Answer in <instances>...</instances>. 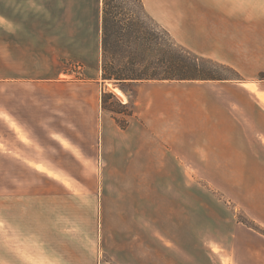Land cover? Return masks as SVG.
Wrapping results in <instances>:
<instances>
[{
    "label": "crops",
    "instance_id": "0c3cea01",
    "mask_svg": "<svg viewBox=\"0 0 264 264\" xmlns=\"http://www.w3.org/2000/svg\"><path fill=\"white\" fill-rule=\"evenodd\" d=\"M102 6L103 0H0V264H96L99 251L79 238L77 175L67 166L91 164L97 144L102 162L133 163L142 181H188L189 164L264 166V0H236L224 19L217 13L214 47L196 51L240 74L199 86L208 91L197 100L213 131L182 127L190 124L192 96L176 93L171 81L134 82L135 97L128 85L108 81L107 90L122 88L126 102L119 101L134 109L127 128L115 125L102 106ZM70 62L83 64L86 80L65 78ZM175 199L156 204L159 217L149 227L140 223L134 238L123 231L114 260L222 264L219 256L202 257L215 255L206 244L220 247L221 238L191 231L189 206L183 195L181 204ZM254 230L235 225L231 264H264V233Z\"/></svg>",
    "mask_w": 264,
    "mask_h": 264
},
{
    "label": "rangeland",
    "instance_id": "374dc122",
    "mask_svg": "<svg viewBox=\"0 0 264 264\" xmlns=\"http://www.w3.org/2000/svg\"><path fill=\"white\" fill-rule=\"evenodd\" d=\"M144 1L149 17L166 29L178 46L200 59L214 61L196 51L200 48L214 47L213 24L216 14L221 13L224 19L231 11V6L236 4V0ZM66 65V79L86 80L82 72L83 64L79 66L77 63L70 62ZM221 71L226 75H231L226 70ZM102 80V97L107 96L108 105L115 110H122L121 102L115 97V93L107 90L108 81L113 85L120 86V84L115 80H104L103 78ZM171 82L176 93L189 92L192 96L189 108L186 110L187 106H184L180 111L186 110L190 119V124H182V127L191 128L196 123L199 124L197 127L202 130L213 131L212 123L204 120L203 103L197 100L199 94L208 92L199 87L203 81ZM120 87L112 86L111 91L115 90L118 96L126 101L127 96ZM125 89L132 91L135 97L134 87L125 86ZM103 110L109 111L104 108ZM109 112L115 118L116 126H120L118 120L127 121L129 125V118L132 115L128 116L124 112ZM112 135L115 137L117 134L112 132ZM164 143L167 142L164 141ZM96 147L97 150L91 153L93 157L91 164L79 163L71 168L67 166V170L71 169L77 175L78 206L75 211L79 223V238H86L93 244L94 249L99 251V260L96 259V264L106 262L119 264L117 260H114L120 249L117 244L118 237H121L125 231L127 237L131 234L134 238V232L140 223H147L149 227L151 222L157 220L156 216L159 217V214L154 212V206L156 204H176V195L179 196V204L182 203L181 196L183 195V203L189 206V212L184 216H187L189 220L191 231H199L206 238L217 236L222 240L220 247L206 244L207 247H213L211 250L215 255L211 256L212 253L207 251L202 256L205 260H212L214 256L216 258L219 256L222 264H231L228 243L236 224L246 226L242 221L254 222L264 230V166L189 164L183 170L189 173L188 181H142L136 179L138 178L137 172H140L139 166L133 163L105 164L101 159L99 145L97 144ZM66 187L69 188V183ZM137 202L143 204L144 207L141 208ZM160 215L169 221L175 219V214ZM84 228H87V231H84ZM254 232L258 231L254 230ZM132 237L126 239V244L132 242ZM104 240L105 246L103 245ZM44 264L50 263L44 262Z\"/></svg>",
    "mask_w": 264,
    "mask_h": 264
},
{
    "label": "trees",
    "instance_id": "16d2710c",
    "mask_svg": "<svg viewBox=\"0 0 264 264\" xmlns=\"http://www.w3.org/2000/svg\"><path fill=\"white\" fill-rule=\"evenodd\" d=\"M101 47L102 78L115 80L123 87L145 81L240 79L234 68L200 59L178 46L169 32L149 17L143 0H103ZM112 92L118 100L126 102L115 90ZM107 101V96L103 95L104 109L133 115L131 104L120 103L123 109L115 110ZM118 121L122 128L128 126L127 121ZM242 222L264 233L254 222Z\"/></svg>",
    "mask_w": 264,
    "mask_h": 264
},
{
    "label": "built area",
    "instance_id": "2783aa9c",
    "mask_svg": "<svg viewBox=\"0 0 264 264\" xmlns=\"http://www.w3.org/2000/svg\"><path fill=\"white\" fill-rule=\"evenodd\" d=\"M79 66L81 65V64H78ZM82 66V65H81Z\"/></svg>",
    "mask_w": 264,
    "mask_h": 264
}]
</instances>
